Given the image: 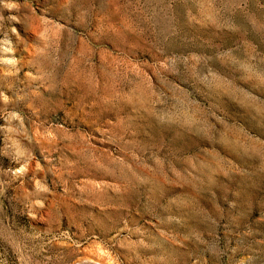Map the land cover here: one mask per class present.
Wrapping results in <instances>:
<instances>
[{
	"label": "rangeland",
	"instance_id": "rangeland-1",
	"mask_svg": "<svg viewBox=\"0 0 264 264\" xmlns=\"http://www.w3.org/2000/svg\"><path fill=\"white\" fill-rule=\"evenodd\" d=\"M0 264H264V0H0Z\"/></svg>",
	"mask_w": 264,
	"mask_h": 264
}]
</instances>
